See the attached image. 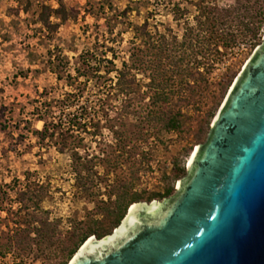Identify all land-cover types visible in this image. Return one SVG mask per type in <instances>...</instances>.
I'll return each instance as SVG.
<instances>
[{
    "label": "rangeland",
    "instance_id": "rangeland-1",
    "mask_svg": "<svg viewBox=\"0 0 264 264\" xmlns=\"http://www.w3.org/2000/svg\"><path fill=\"white\" fill-rule=\"evenodd\" d=\"M233 4L0 0V264H68L84 234L112 232L120 203L175 192L264 38L218 40L205 60V11ZM66 113L74 126H51Z\"/></svg>",
    "mask_w": 264,
    "mask_h": 264
},
{
    "label": "water",
    "instance_id": "water-1",
    "mask_svg": "<svg viewBox=\"0 0 264 264\" xmlns=\"http://www.w3.org/2000/svg\"><path fill=\"white\" fill-rule=\"evenodd\" d=\"M68 264H264V38L175 192L133 203Z\"/></svg>",
    "mask_w": 264,
    "mask_h": 264
},
{
    "label": "trees",
    "instance_id": "trees-1",
    "mask_svg": "<svg viewBox=\"0 0 264 264\" xmlns=\"http://www.w3.org/2000/svg\"><path fill=\"white\" fill-rule=\"evenodd\" d=\"M206 13V21H205V33L206 37L204 38L203 45L205 46V60L212 61L210 58L211 54H208L210 51L219 52L217 46L221 44L224 47H230L235 45L239 37H247L249 42L252 43V46H256V42L260 37V29L262 26V22L264 21V9L255 10L254 5L246 2L245 0H234V4L227 7H211L205 11ZM219 44H217V41ZM210 63V62H209ZM209 63L204 64L209 65ZM75 96V95H74ZM168 97L166 95H158L156 97L155 102H163L166 103L168 101ZM68 102V101H66ZM62 102L63 106L68 107L67 105H71V102ZM181 112L178 110L175 113H171L166 116L165 128L167 130H176L181 126L180 120ZM67 117V118H66ZM65 120V121H64ZM52 127H56L59 125H68V128L75 125V121L72 117H69L66 113L64 118L62 115L58 118L57 122H50ZM49 123L44 120L43 122V130L42 132H46L49 128ZM44 134V133H43ZM186 174V169L184 166L175 167L174 170V178L182 177ZM174 192V187L168 186L163 192L154 194L155 196L149 197L146 201H151L156 197L162 199L164 197L170 196ZM142 198L139 195H134L130 198V200L120 203L118 207V216L116 218V227L120 221L123 219L129 206L134 203L140 201ZM109 232H92L84 234L79 241V244L72 250H70L69 258L76 253L79 247L85 242V240L91 235L94 234L96 237L100 238L103 235Z\"/></svg>",
    "mask_w": 264,
    "mask_h": 264
},
{
    "label": "bare ground",
    "instance_id": "bare-ground-1",
    "mask_svg": "<svg viewBox=\"0 0 264 264\" xmlns=\"http://www.w3.org/2000/svg\"><path fill=\"white\" fill-rule=\"evenodd\" d=\"M193 153H194V151L191 153V155L188 157V160H187V167H188V165H189V162H190V159H191V157H192V155H193Z\"/></svg>",
    "mask_w": 264,
    "mask_h": 264
}]
</instances>
